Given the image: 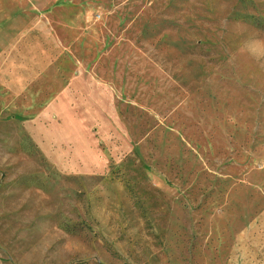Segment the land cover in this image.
<instances>
[{
  "label": "rangeland",
  "instance_id": "1",
  "mask_svg": "<svg viewBox=\"0 0 264 264\" xmlns=\"http://www.w3.org/2000/svg\"><path fill=\"white\" fill-rule=\"evenodd\" d=\"M0 264H264V0H0Z\"/></svg>",
  "mask_w": 264,
  "mask_h": 264
}]
</instances>
